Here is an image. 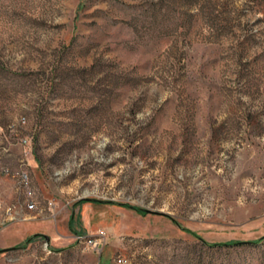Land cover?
<instances>
[{
    "label": "rangeland",
    "instance_id": "374dc122",
    "mask_svg": "<svg viewBox=\"0 0 264 264\" xmlns=\"http://www.w3.org/2000/svg\"><path fill=\"white\" fill-rule=\"evenodd\" d=\"M262 236L264 0H0V264H264L202 242Z\"/></svg>",
    "mask_w": 264,
    "mask_h": 264
},
{
    "label": "trees",
    "instance_id": "16d2710c",
    "mask_svg": "<svg viewBox=\"0 0 264 264\" xmlns=\"http://www.w3.org/2000/svg\"><path fill=\"white\" fill-rule=\"evenodd\" d=\"M141 211V210H140ZM35 236L37 235H34L33 237L27 239L25 241V243L27 241H31ZM200 240H202L200 237H198ZM264 239V236H262L261 238L257 239V240H252V241H229V242H217V243H206L204 241H202L204 244L208 245V246H211V247H214V246H236V245H244V244H257L259 243L261 240ZM3 249H0V252H2Z\"/></svg>",
    "mask_w": 264,
    "mask_h": 264
},
{
    "label": "built area",
    "instance_id": "2783aa9c",
    "mask_svg": "<svg viewBox=\"0 0 264 264\" xmlns=\"http://www.w3.org/2000/svg\"><path fill=\"white\" fill-rule=\"evenodd\" d=\"M20 183H29V181H28V178H27V175L26 174H22V176H21V178H20ZM28 207L31 209V208H33L34 207V203H29L28 204ZM119 261H121V260H119Z\"/></svg>",
    "mask_w": 264,
    "mask_h": 264
},
{
    "label": "water",
    "instance_id": "95a60500",
    "mask_svg": "<svg viewBox=\"0 0 264 264\" xmlns=\"http://www.w3.org/2000/svg\"><path fill=\"white\" fill-rule=\"evenodd\" d=\"M44 237H45V239H46L47 241L49 240L48 236L45 235ZM7 250H8V249H3L2 252H5V251H7Z\"/></svg>",
    "mask_w": 264,
    "mask_h": 264
}]
</instances>
